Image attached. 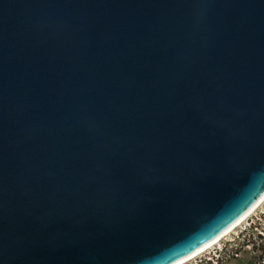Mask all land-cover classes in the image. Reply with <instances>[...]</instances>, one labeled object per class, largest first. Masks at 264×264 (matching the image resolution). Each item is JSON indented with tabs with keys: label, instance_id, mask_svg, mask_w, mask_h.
Wrapping results in <instances>:
<instances>
[{
	"label": "water",
	"instance_id": "obj_1",
	"mask_svg": "<svg viewBox=\"0 0 264 264\" xmlns=\"http://www.w3.org/2000/svg\"><path fill=\"white\" fill-rule=\"evenodd\" d=\"M264 193V0H0V264H176Z\"/></svg>",
	"mask_w": 264,
	"mask_h": 264
},
{
	"label": "rangeland",
	"instance_id": "obj_2",
	"mask_svg": "<svg viewBox=\"0 0 264 264\" xmlns=\"http://www.w3.org/2000/svg\"><path fill=\"white\" fill-rule=\"evenodd\" d=\"M260 214H264V202L259 207H257L252 212V214H250L251 217L248 216L250 217L248 220H246L248 218L247 217L245 220H243L244 222H240L237 226L233 228V230L222 236L216 243L212 244L201 255H209L213 258L215 264H250L253 258V254L256 253H253L248 245H244L243 247H236L237 245H233V237H236L238 234L240 235V232L245 229V226L249 227V225L254 224V221L256 222L258 220L261 222V225L258 227H253L250 230L249 235L246 231H244V233L239 236V242H246L247 239H250V235L251 238L253 237L252 240H260L258 238V234L263 235L264 238V219H258ZM224 243H226L225 247ZM236 248H238V250H236ZM235 252H238L240 254L238 258H235ZM217 257H221L223 259L218 260ZM196 258L197 256H194L183 264H195V261L197 260Z\"/></svg>",
	"mask_w": 264,
	"mask_h": 264
},
{
	"label": "trees",
	"instance_id": "obj_3",
	"mask_svg": "<svg viewBox=\"0 0 264 264\" xmlns=\"http://www.w3.org/2000/svg\"><path fill=\"white\" fill-rule=\"evenodd\" d=\"M263 218L264 219V214H260V216L258 217V219H261ZM261 225V222L260 221H254V224L252 225H249V227H246L245 226V229L242 230L240 233V235H242V233H244V231H246L248 233V235L250 234V230L253 228V227H258ZM239 234L236 236V237H233V245H237L236 247H243L244 245H248L252 252L253 253H256V254H253V258H252V261L250 262V264H264V238H263V235L261 234H258V238L260 240H252L251 238V235L249 236V240L247 239L246 242L244 243H240L239 241ZM236 250H238V248H236Z\"/></svg>",
	"mask_w": 264,
	"mask_h": 264
},
{
	"label": "bare ground",
	"instance_id": "obj_4",
	"mask_svg": "<svg viewBox=\"0 0 264 264\" xmlns=\"http://www.w3.org/2000/svg\"><path fill=\"white\" fill-rule=\"evenodd\" d=\"M264 202V193L249 207L248 210H246L239 218L238 220L229 228H227L225 231H223L222 233H220L219 235H217L216 237H214L213 239H211L210 241H208L206 244H204L203 246H201L199 249H197L196 251H194L193 253H191L190 255H188L187 257H185L184 259H182L181 261H179L176 264H183L184 262H186L187 260L193 258L194 256L202 253L203 251H205L207 248H209L212 244L216 243L222 236H224L225 234H227L228 232H230L231 230H233V228L235 226H237L240 222H242L243 220H245L248 216H250V214H252V212L259 207L262 203Z\"/></svg>",
	"mask_w": 264,
	"mask_h": 264
},
{
	"label": "built area",
	"instance_id": "obj_5",
	"mask_svg": "<svg viewBox=\"0 0 264 264\" xmlns=\"http://www.w3.org/2000/svg\"><path fill=\"white\" fill-rule=\"evenodd\" d=\"M250 217H248L246 220H248ZM225 244L226 243H224V247L226 246ZM202 253H204V251ZM202 253H200L199 255H197V258H196L197 260L195 261V264H212V263L215 264L212 257H210L209 255L208 256L201 255ZM239 255L240 254L238 252H235V254H234L235 258H238ZM217 259L218 260H222L223 258H221V257L218 258L217 257Z\"/></svg>",
	"mask_w": 264,
	"mask_h": 264
},
{
	"label": "clouds",
	"instance_id": "obj_6",
	"mask_svg": "<svg viewBox=\"0 0 264 264\" xmlns=\"http://www.w3.org/2000/svg\"><path fill=\"white\" fill-rule=\"evenodd\" d=\"M197 256V255H196Z\"/></svg>",
	"mask_w": 264,
	"mask_h": 264
}]
</instances>
